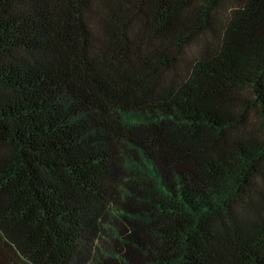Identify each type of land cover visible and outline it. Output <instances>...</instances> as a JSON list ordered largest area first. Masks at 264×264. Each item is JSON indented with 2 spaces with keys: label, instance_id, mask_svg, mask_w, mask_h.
<instances>
[{
  "label": "trees",
  "instance_id": "obj_1",
  "mask_svg": "<svg viewBox=\"0 0 264 264\" xmlns=\"http://www.w3.org/2000/svg\"><path fill=\"white\" fill-rule=\"evenodd\" d=\"M0 264H264V0H0Z\"/></svg>",
  "mask_w": 264,
  "mask_h": 264
},
{
  "label": "rangeland",
  "instance_id": "obj_2",
  "mask_svg": "<svg viewBox=\"0 0 264 264\" xmlns=\"http://www.w3.org/2000/svg\"><path fill=\"white\" fill-rule=\"evenodd\" d=\"M229 5H230V3H229Z\"/></svg>",
  "mask_w": 264,
  "mask_h": 264
}]
</instances>
